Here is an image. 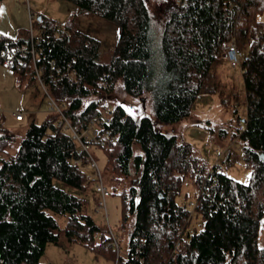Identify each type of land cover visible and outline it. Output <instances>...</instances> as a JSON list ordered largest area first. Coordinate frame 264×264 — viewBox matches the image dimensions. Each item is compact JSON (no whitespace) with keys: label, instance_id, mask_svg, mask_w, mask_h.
Returning <instances> with one entry per match:
<instances>
[{"label":"trees","instance_id":"trees-1","mask_svg":"<svg viewBox=\"0 0 264 264\" xmlns=\"http://www.w3.org/2000/svg\"><path fill=\"white\" fill-rule=\"evenodd\" d=\"M68 1L75 10L63 23L41 14L32 19V36L26 28L14 37L0 33V64L13 70L19 88H38L31 55L20 53L33 48L42 77L56 80L47 84L50 94L82 127L99 116L119 81L126 94L147 98L148 114L108 104L113 114L104 127L116 142L96 148L106 157L104 181L120 197L128 249L121 255L112 229L88 212L97 195L87 161L69 133L54 128L58 114L47 112L30 122L14 153L15 135L0 122V264H41L47 244L58 240V217L69 241L115 264H264V0ZM83 13L117 25L108 51L79 30ZM232 40L243 51L245 96L232 136L242 142L247 183L208 167L190 143L162 130L188 118L198 96H224L222 43ZM187 179L196 189L193 210L177 202Z\"/></svg>","mask_w":264,"mask_h":264},{"label":"rangeland","instance_id":"rangeland-1","mask_svg":"<svg viewBox=\"0 0 264 264\" xmlns=\"http://www.w3.org/2000/svg\"><path fill=\"white\" fill-rule=\"evenodd\" d=\"M22 3L24 13H22L21 19H24V21L27 19L25 28L30 29L28 7L23 0ZM29 7H31V11L35 18L43 14L45 17L54 19L60 23L66 21L70 15L69 10L71 7H74L75 10L74 4L68 0H30ZM25 13H27L26 19L24 17ZM261 19L264 20V13L261 15ZM102 30V32L106 31L107 34L114 36V38L117 35L114 30H109L106 26L102 27ZM220 76L224 84L223 90L225 93L221 99L218 95H200L198 100L194 103L192 113L188 118L174 125H162V130L171 132L172 128L175 127L174 131L179 139L190 143L194 152L205 161L208 167L211 168L214 166L215 162L218 161L223 165L224 172L227 175L242 183H247L250 178V169L243 160L242 142L232 136L237 125L234 110L237 109L240 121L245 116V96L240 67L230 68L225 62L224 69L222 68ZM27 88L28 93L33 89L35 94L41 97L40 99L42 100V94L44 95V93L40 87H38V89L33 85ZM223 101L228 102L224 103ZM24 103V105H26V102ZM29 104H31L30 107L32 110H40V114L45 108V102H39V99ZM108 104L111 107L116 104H121L129 113L134 115H140L142 113L148 114L150 112L147 98H135L126 94L120 81L117 83L112 94H110ZM32 120L31 113L21 124L14 126L16 121L14 119L12 120L13 127L9 129L14 133L15 139L9 149L11 153L17 150ZM38 120L37 122L42 121L41 119ZM221 129H226L227 134H221ZM94 151L98 157V166L100 170L103 171L106 159L105 154L101 150L95 149ZM227 151L231 153V158L228 163L225 161ZM219 154L220 156L218 157ZM195 195L196 189L187 179L182 185L180 195L177 196V202L181 204L185 203L193 210L196 201ZM121 209L120 197L111 193L110 196L106 198V216L108 224L104 211L96 212L92 200L90 201L88 212L93 217L96 224L102 229H112V232L118 236L120 254L125 255L128 249L129 227L125 229L121 228ZM58 221V240L56 243L47 244L40 258L41 264H115L113 259L106 258L101 254H96L82 244L69 241L64 235V217H58ZM200 221V217H193L192 225L200 229ZM258 243L259 246L264 247V225L259 229Z\"/></svg>","mask_w":264,"mask_h":264},{"label":"built area","instance_id":"built-area-1","mask_svg":"<svg viewBox=\"0 0 264 264\" xmlns=\"http://www.w3.org/2000/svg\"><path fill=\"white\" fill-rule=\"evenodd\" d=\"M25 4L27 5L29 9V18H30V29H31V36H32V19L34 17L33 12H31L30 0H23ZM1 5V0H0ZM31 40L33 38L31 37ZM222 50L225 56V59L227 60L228 64L231 67H240L241 60L243 58V51L239 49L234 42L227 41L222 43ZM20 53L24 55L30 54L31 55V62L34 65V70L36 73V83L39 85L41 90L44 93V96L46 98V108L49 113H56L59 116V119L57 123L55 124V129H63L67 131L71 137V139L76 143L78 153L81 154L84 159L87 161V163L84 165V168L90 170V173L88 174V178H91L94 180L93 187L94 191L97 195V201L95 204V211L96 212H102L105 213V218L108 224L107 216H106V198L110 196L111 191L109 187L106 185L104 178H103V171L100 170L98 166V157L95 154V149L99 147H105L110 148L114 145L116 142V137L113 136L109 129L105 128L104 125L108 124L110 122V118L113 114L112 108L107 104L104 106L99 114V116L96 119H93L90 121V123L84 127L72 123L67 116L65 115L63 111V106L59 104L54 97L50 94L47 84H54L56 82L55 78L52 76H49L46 81L42 75L41 71L35 67V61L37 58L36 51L31 48L30 50H27L26 47H23L20 50ZM10 64L12 62L8 61ZM22 65H26V61L21 60ZM64 75L61 74L59 79H62ZM73 76V74H71ZM17 120L23 119V113L22 112H15L13 113ZM240 130L243 129L242 125L239 127ZM220 154L218 155V157ZM81 163V159L75 161V165H79ZM213 168L216 171H223L224 167L220 162H215ZM213 169V170H214ZM111 235V244L115 246V248L120 252V244L118 242V237L110 230ZM178 243L176 244V249L178 247Z\"/></svg>","mask_w":264,"mask_h":264},{"label":"crops","instance_id":"crops-1","mask_svg":"<svg viewBox=\"0 0 264 264\" xmlns=\"http://www.w3.org/2000/svg\"><path fill=\"white\" fill-rule=\"evenodd\" d=\"M0 8L3 9V12H0V33L8 37H14L21 30L25 29V26L27 25V13L24 15L26 19L24 21V19H21L22 13H24L22 0H1ZM73 10L74 7H71L69 12L71 13ZM105 26L109 30L111 29L116 32L117 35L115 38L114 36L107 34L106 31L102 32V27ZM78 28L88 35L97 38L100 41L101 51H108L116 43L118 38L117 25L89 13L79 15ZM230 68L234 67L230 66ZM27 87L29 86L19 88L13 70L7 65L0 64V122L8 130H10V127H13V119L16 121L14 124L15 126L21 124L30 113L31 118L36 122L39 121L38 119L43 120L47 114L46 103L41 114L40 110H32L30 107L31 104L29 103H33V101H37L38 99L39 102L42 100L40 99L41 97L35 94L33 89L28 93ZM198 97L196 101L198 100ZM24 102H26V105H24ZM15 112H22L23 119L17 120L13 114ZM174 129L175 127H173L171 131L175 132Z\"/></svg>","mask_w":264,"mask_h":264},{"label":"snow or ice","instance_id":"snow-or-ice-1","mask_svg":"<svg viewBox=\"0 0 264 264\" xmlns=\"http://www.w3.org/2000/svg\"><path fill=\"white\" fill-rule=\"evenodd\" d=\"M0 12H3V9L2 8H0Z\"/></svg>","mask_w":264,"mask_h":264},{"label":"water","instance_id":"water-1","mask_svg":"<svg viewBox=\"0 0 264 264\" xmlns=\"http://www.w3.org/2000/svg\"><path fill=\"white\" fill-rule=\"evenodd\" d=\"M38 19L40 18V16L37 17Z\"/></svg>","mask_w":264,"mask_h":264}]
</instances>
